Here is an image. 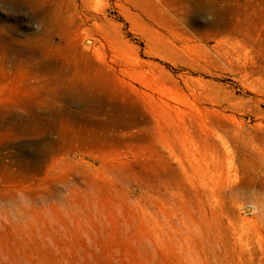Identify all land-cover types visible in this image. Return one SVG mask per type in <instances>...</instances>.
I'll use <instances>...</instances> for the list:
<instances>
[{"label":"rangeland","instance_id":"374dc122","mask_svg":"<svg viewBox=\"0 0 264 264\" xmlns=\"http://www.w3.org/2000/svg\"><path fill=\"white\" fill-rule=\"evenodd\" d=\"M0 264H264V0H0Z\"/></svg>","mask_w":264,"mask_h":264},{"label":"bare ground","instance_id":"6f19581e","mask_svg":"<svg viewBox=\"0 0 264 264\" xmlns=\"http://www.w3.org/2000/svg\"><path fill=\"white\" fill-rule=\"evenodd\" d=\"M42 16H43V15H42ZM45 16H46V19H44V20L42 21V23H44L43 25H51V26H52V25H55L56 22H55V21L52 22V21L50 20V15H49V14H46Z\"/></svg>","mask_w":264,"mask_h":264}]
</instances>
